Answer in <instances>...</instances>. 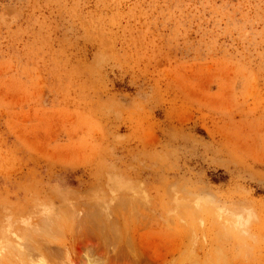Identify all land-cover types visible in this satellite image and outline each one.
<instances>
[{
  "label": "rangeland",
  "instance_id": "rangeland-1",
  "mask_svg": "<svg viewBox=\"0 0 264 264\" xmlns=\"http://www.w3.org/2000/svg\"><path fill=\"white\" fill-rule=\"evenodd\" d=\"M12 247L264 264V0H0Z\"/></svg>",
  "mask_w": 264,
  "mask_h": 264
},
{
  "label": "bare ground",
  "instance_id": "bare-ground-1",
  "mask_svg": "<svg viewBox=\"0 0 264 264\" xmlns=\"http://www.w3.org/2000/svg\"><path fill=\"white\" fill-rule=\"evenodd\" d=\"M105 207V206H104ZM185 210V209H184ZM198 211V210H197ZM107 213V212H106ZM195 213H197L196 211H195ZM109 214V213H108ZM99 215V214H98ZM85 216V215H84ZM98 217V216H97ZM108 217V216H107ZM57 218V217H56ZM54 219L53 221H54V223L52 222H48V223H46V225L44 224V225H42V226H40L39 228H41L42 229V231H41V233H44L45 235L47 234V235H52V233H50V232H54L53 234H56L55 233V231L54 230H57L59 227H56L57 225H58V223H57V221H58V219ZM100 218V217H99ZM239 219V222H240V217L238 218ZM46 220V219H45ZM57 220V221H56ZM236 220V219H235ZM41 221H42V219H41ZM52 221V220H51ZM78 221V220H77ZM95 221H96V218H95ZM98 221V220H97ZM56 222V223H55ZM88 222V221H87ZM238 223V222H237ZM237 223L235 224V226L234 227H236V225H237ZM42 224V223H41ZM57 224V225H56ZM95 224H98V225H96V226H100V224L101 223H95ZM238 224H241V223H238ZM79 225V224H78ZM102 226H103V228L105 229V227H104V224H102ZM102 226H100V227H102ZM114 226V225H113ZM112 227V226H111ZM102 228H100V230H101ZM39 230V229H38ZM59 231V230H58ZM80 231V230H79ZM92 231V230H91ZM39 232V231H38ZM62 232V231H61ZM107 232V231H106ZM94 233V232H93ZM102 233V232H101ZM46 235V236H47ZM50 235V237H52ZM53 236H56V235H53ZM47 239V238H46ZM89 240V239H88ZM115 240V239H114ZM29 241V240H28ZM28 241H26V242H28ZM34 241V240H33ZM107 241V240H106ZM36 242V241H35ZM89 243H91V242H89ZM128 243V242H127ZM24 244H26V243H24ZM23 244V245H24ZM10 246H13L12 244H9ZM17 245V244H16ZM28 245V244H27ZM64 246V245H63ZM117 246V245H116ZM5 247V246H4ZM19 247V246H18ZM23 247V246H22ZM40 247V246H39ZM74 247V246H73ZM89 247V246H88ZM12 248H14V247H12ZM17 248V247H16ZM45 248V247H44ZM65 248V247H64ZM116 248V247H115ZM15 249V248H14ZM48 249V248H47ZM75 249V248H74ZM133 249V248H132ZM10 250H12V249H10ZM31 251H35L36 250V247L35 246H33V247H31V249H30ZM91 250H92V248H91ZM93 250H95V249H93ZM13 251V250H12ZM15 252H17L18 251V255H16V256H18V258H19V254H20V262H23V259L25 260L26 259V257L27 256H29L28 254L29 253H33V252H31V251H29V253L27 252H22V251H20V249L19 248H17V249H15L14 250ZM13 251V252H14ZM68 251V250H67ZM8 252V251H7ZM40 252V253H39ZM38 253H39V255H37V256H40L39 258V260H38V262H39V264H53L54 262L53 261H47L46 259H48L47 258V256L45 257V256H43L44 255V253L42 252V251H39ZM94 252V251H93ZM36 253V252H35ZM37 253V254H38ZM92 253V252H91ZM104 253V252H103ZM123 254V253H122ZM32 255V254H31ZM46 255V254H45ZM93 255V254H92ZM91 254H90V251H89V248H88V251H87V253H86V255H84L85 257H81V259L83 260V262L82 261H80L78 258H77V261H80L81 263L80 264H139L138 262H134L135 260H131L130 261V256L128 257V255L126 256V254L124 253V255H119V253H118V255L116 256V257H114V258H112V259H110V258H106L105 259V257H104V254H101L102 255V257H100L99 256V254L97 253V257H94V256H96V254L94 255V256H92ZM36 256V255H35ZM36 256V257H37ZM49 256V255H48ZM105 256H106V254H105ZM120 256H124V259H122ZM32 257V256H31ZM50 257L52 258L53 256L52 255H50ZM55 257V256H54ZM126 257V258H125ZM28 258V257H27ZM10 259V258H9ZM131 259H133V258H131ZM135 259V258H134ZM29 260H30V258H29ZM28 260V261H29ZM34 260H35V258H34ZM11 261V260H10ZM9 261V262H10ZM31 261H32V258H31ZM55 261V260H54ZM71 264H78L77 262H75V260L73 259H71ZM7 262V261H6ZM25 262H26V260H25ZM37 262V261H36ZM47 262V263H46ZM53 262V263H52ZM56 262H57V260H56ZM17 263V262H16ZM24 263V262H23ZM30 263V262H29ZM14 264V263H13ZM18 264V263H17ZM24 264H28V263H24ZM36 264V263H35ZM38 264V263H37ZM60 264V263H59Z\"/></svg>",
  "mask_w": 264,
  "mask_h": 264
}]
</instances>
